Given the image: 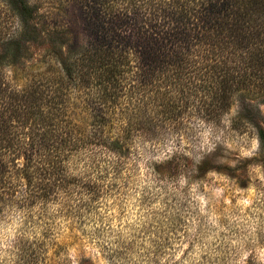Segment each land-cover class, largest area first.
I'll return each mask as SVG.
<instances>
[{
    "label": "trees",
    "instance_id": "16d2710c",
    "mask_svg": "<svg viewBox=\"0 0 264 264\" xmlns=\"http://www.w3.org/2000/svg\"><path fill=\"white\" fill-rule=\"evenodd\" d=\"M4 1L17 26L0 39V68L37 46L55 70L0 90V211L19 228L1 264L45 261L38 232L94 216L137 140L155 144L166 126L217 128L237 103L232 123L264 145V0H84V45L41 26L29 0Z\"/></svg>",
    "mask_w": 264,
    "mask_h": 264
},
{
    "label": "rangeland",
    "instance_id": "374dc122",
    "mask_svg": "<svg viewBox=\"0 0 264 264\" xmlns=\"http://www.w3.org/2000/svg\"><path fill=\"white\" fill-rule=\"evenodd\" d=\"M84 2L29 0L41 26L68 30L78 45L90 38ZM16 26L0 0V39ZM54 70L45 49L31 47L23 63L0 68V90L7 98ZM238 110L234 103L217 128L191 122L180 134L166 126L155 144L137 140L94 216L57 218L45 238L37 231L40 264H264V145L253 128L232 123ZM174 158L178 167L169 165ZM5 211L0 264L11 260L19 229Z\"/></svg>",
    "mask_w": 264,
    "mask_h": 264
}]
</instances>
